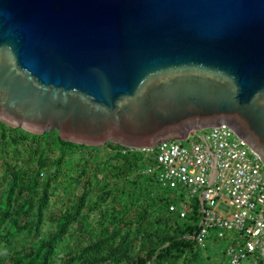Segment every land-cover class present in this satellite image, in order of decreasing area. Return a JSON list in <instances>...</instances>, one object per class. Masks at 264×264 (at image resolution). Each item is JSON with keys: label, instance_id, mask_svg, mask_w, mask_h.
I'll return each mask as SVG.
<instances>
[{"label": "water", "instance_id": "water-1", "mask_svg": "<svg viewBox=\"0 0 264 264\" xmlns=\"http://www.w3.org/2000/svg\"><path fill=\"white\" fill-rule=\"evenodd\" d=\"M0 120L131 148L225 123L264 162V0H0Z\"/></svg>", "mask_w": 264, "mask_h": 264}, {"label": "trees", "instance_id": "trees-1", "mask_svg": "<svg viewBox=\"0 0 264 264\" xmlns=\"http://www.w3.org/2000/svg\"><path fill=\"white\" fill-rule=\"evenodd\" d=\"M153 162L113 141L90 146L0 120V264L210 260L184 237L195 211H170L176 190L143 172Z\"/></svg>", "mask_w": 264, "mask_h": 264}, {"label": "built area", "instance_id": "built-area-1", "mask_svg": "<svg viewBox=\"0 0 264 264\" xmlns=\"http://www.w3.org/2000/svg\"><path fill=\"white\" fill-rule=\"evenodd\" d=\"M127 148L152 157L143 172L176 190L170 211L180 218L195 211L184 237L204 255L215 254L218 264H264V162L230 126L191 128L182 139Z\"/></svg>", "mask_w": 264, "mask_h": 264}, {"label": "rangeland", "instance_id": "rangeland-1", "mask_svg": "<svg viewBox=\"0 0 264 264\" xmlns=\"http://www.w3.org/2000/svg\"><path fill=\"white\" fill-rule=\"evenodd\" d=\"M50 131H52V130H50ZM53 131L56 132L57 130L53 129ZM57 133H58V131H57ZM49 228H50V226L48 224H46L45 228H44V231H47ZM213 256H214V258H210V260L203 261L202 263L199 262V264H213V263L218 264V259L215 257V254Z\"/></svg>", "mask_w": 264, "mask_h": 264}]
</instances>
